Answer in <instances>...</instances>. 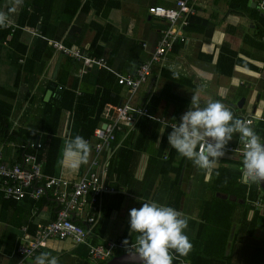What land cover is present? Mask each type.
<instances>
[{"label": "crops", "instance_id": "0c3cea01", "mask_svg": "<svg viewBox=\"0 0 264 264\" xmlns=\"http://www.w3.org/2000/svg\"><path fill=\"white\" fill-rule=\"evenodd\" d=\"M176 2L22 0L12 11L10 0H0V12L9 18L7 26L0 27V131L5 116L10 128L6 135V130L0 132V161L11 166L22 164L25 154L34 155L45 175L70 183L81 180L88 171H96L108 190L96 201V225L88 237L89 244L104 245L110 240L135 243L137 233L129 231L130 209H139L143 202H156L175 208L188 220L185 234L193 249L187 257L174 258L172 264H180L181 259L193 264L197 256L205 254L203 250L224 242H228L229 252L243 223L255 227L248 228L240 243L257 244L264 253V208L252 204L264 200V191L260 188L258 198L250 199V186L242 179L243 155L226 149L237 145L238 134L228 142L224 157L210 173L181 157L167 139L171 126L180 123L195 94L201 107L218 100L235 118L259 116L253 129L264 142L260 134L264 132L261 0H189L195 12L181 31L186 40L176 42L173 50L154 65L133 97L135 105L150 108L164 121L142 117L133 124H122L93 166L98 140L95 131L86 139L82 127L87 120H95L97 109L105 102L106 106L126 102L129 92L118 83L119 76L135 73L151 59L166 26L148 10L152 6L172 8ZM62 48L80 50L82 58L68 55ZM88 57L104 58L110 69L88 66ZM170 68L179 72L178 79ZM71 102L72 108L63 110L59 117L58 108ZM11 132L14 137H9ZM76 135L88 141L90 154L88 163L72 172L57 162L65 141ZM121 150L125 152L118 170ZM122 170L134 171L126 182L125 175H119ZM216 199L233 204H221ZM57 209L51 195L19 202L6 199L0 190V264H34L42 252H50L59 264H107L108 259L92 258L87 244L69 239H52L35 257L23 261L17 246L24 229L33 235L38 224L56 218ZM90 214L85 208L77 222L87 228L85 221Z\"/></svg>", "mask_w": 264, "mask_h": 264}, {"label": "built area", "instance_id": "2783aa9c", "mask_svg": "<svg viewBox=\"0 0 264 264\" xmlns=\"http://www.w3.org/2000/svg\"><path fill=\"white\" fill-rule=\"evenodd\" d=\"M260 3L264 9V0H261ZM148 11L152 16L163 20L166 26L161 30L159 44L151 59L142 63L135 73L119 76L118 83L128 89L129 97L123 104L106 106L103 114V126L95 130V137L98 143L95 144L96 157L93 161L94 167L97 166L104 147L115 139V131L120 129L122 124H133L139 116L164 121L154 116L148 107L134 105L133 97L152 74L154 65L173 50L176 42H184L186 40L182 36L181 31L188 26L189 16L195 11L189 5V0H177L175 7L172 8L152 6ZM62 49L68 55L71 53L75 57L82 58L80 50L70 51L66 48ZM86 64L88 66L97 65L110 69L107 67L104 58L95 59L88 57ZM255 119H260V117L250 115L245 117L243 121L253 127ZM37 147H40V145H37ZM226 149L243 155L244 145L240 142L239 135L237 145ZM102 185L96 171H88L86 176L74 183L55 176L45 175L37 157L30 154L24 155L22 164L10 166L0 161V190L6 199L20 202L27 197L38 200L42 196L51 195L58 204L54 220L47 224H38L33 235L26 234L27 230L24 229L25 234L17 247V253L22 257L23 261L35 257L52 239H69L76 244H87L89 254L94 259L109 260L118 252L122 254L135 253V249L131 247V244L134 243L125 245L121 240H110L104 245L88 243V237L96 225V214L93 213L96 211V201L98 197H102L108 190L106 186L103 187ZM90 193L93 194L92 199L89 197ZM252 204L264 208V200L260 199L252 202ZM85 208L91 211L85 221L87 228L77 222L78 219H82ZM20 264H24V262Z\"/></svg>", "mask_w": 264, "mask_h": 264}, {"label": "clouds", "instance_id": "9594fccd", "mask_svg": "<svg viewBox=\"0 0 264 264\" xmlns=\"http://www.w3.org/2000/svg\"><path fill=\"white\" fill-rule=\"evenodd\" d=\"M10 3L13 5L11 10L15 11L22 0H10ZM8 19L7 14L0 12V27H6ZM170 71L176 79L179 78L178 71L172 68ZM171 128L172 131L167 137L170 147L205 173H210L216 167L225 155L226 145L233 139L234 134H238L244 145L242 179L249 186L264 182V142L249 123L235 118L220 101H209L206 106L201 107L194 94L190 107L180 118V123L172 125ZM89 154L88 141L76 135L65 141L57 163L76 172L88 163ZM129 216V231L137 233L131 247L135 249L142 264H172L174 258L187 257L192 251L193 245L185 234L188 220L175 208L156 202H143L139 209H130ZM123 243L128 245L129 241L124 240ZM34 264L59 262L50 252H42L35 257ZM180 264H185L183 259Z\"/></svg>", "mask_w": 264, "mask_h": 264}, {"label": "trees", "instance_id": "16d2710c", "mask_svg": "<svg viewBox=\"0 0 264 264\" xmlns=\"http://www.w3.org/2000/svg\"><path fill=\"white\" fill-rule=\"evenodd\" d=\"M60 99H61V101L64 100L63 94H62ZM105 103H104V106L97 109V111H96L97 115H96L95 120H93V121L87 120L86 125H85L86 128L82 127L84 129V131L87 132V134L85 135L86 139H91L93 134H94L95 129L98 126L100 127L102 125L103 118L101 117V115L104 112V108L106 106ZM72 105H73L72 102L70 104H65V103L62 104V106H60L58 108V111H59L58 116L60 117L63 110L71 109ZM143 107H146V106H143ZM148 109L151 111L150 108H148ZM138 118H142V117L139 116L135 120H137ZM143 118L147 119V120L149 119L148 117H143ZM261 125H264V123L262 122ZM4 130H6V131L4 132ZM9 130H10V128H9L8 116H7V118L5 116L4 124H2V126H1V131H3L4 135H6L7 131L9 132ZM258 131L260 132V130H258ZM260 134L264 135V132H260ZM14 136H15L14 132H11L9 135V137H14ZM124 152H125V150H121L119 152L118 163L116 164V166H117L116 168H118V170H120V167L122 164L121 163V157L124 155ZM133 172H134L133 170H128L126 173V172H123V170H122V171H119V175L121 176L124 174L125 175L124 182H126L133 175L132 174ZM117 173H118V171H117ZM119 183L121 184V182H119ZM245 186H246V190H247L248 185L245 184ZM260 192H261V189H260L259 184L253 183L250 185V199L251 200H256L258 198ZM217 200L221 204H229V206L231 204H233L228 200L216 199V201ZM248 209L252 210V208H248ZM254 225L255 224H252V223L250 225L243 223L242 226H240L241 227L240 235H238V238L235 239V243L230 245L231 248H229V252H228V247H229L228 242H224V244L217 246L215 249L208 248L207 250H203L205 252V254H201L200 256H197L196 257L197 260L195 259L193 264H261L262 259L264 258V253H263V250L259 248V245L255 244V245L247 246V244L245 245V243H243V242L240 243V241H239V238L241 236L246 235L248 228H252V227L254 228L255 227ZM227 236H228V234H227ZM227 236H226V238H227ZM18 246H19V244H18ZM174 264H175V262H174Z\"/></svg>", "mask_w": 264, "mask_h": 264}, {"label": "water", "instance_id": "95a60500", "mask_svg": "<svg viewBox=\"0 0 264 264\" xmlns=\"http://www.w3.org/2000/svg\"><path fill=\"white\" fill-rule=\"evenodd\" d=\"M259 184L260 188L264 191V182ZM107 264H142V261L138 257V254L136 255L135 253H133L116 256L111 259Z\"/></svg>", "mask_w": 264, "mask_h": 264}, {"label": "rangeland", "instance_id": "374dc122", "mask_svg": "<svg viewBox=\"0 0 264 264\" xmlns=\"http://www.w3.org/2000/svg\"><path fill=\"white\" fill-rule=\"evenodd\" d=\"M107 263V262H106Z\"/></svg>", "mask_w": 264, "mask_h": 264}]
</instances>
